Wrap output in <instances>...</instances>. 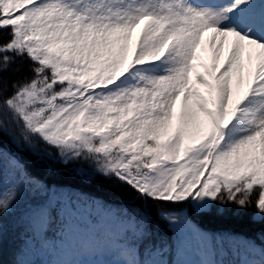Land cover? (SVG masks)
I'll return each instance as SVG.
<instances>
[{
	"label": "rangeland",
	"instance_id": "obj_1",
	"mask_svg": "<svg viewBox=\"0 0 264 264\" xmlns=\"http://www.w3.org/2000/svg\"><path fill=\"white\" fill-rule=\"evenodd\" d=\"M194 1L188 0L203 11L197 23L194 10L180 0H9L6 13L19 33L33 30L29 42L46 48L43 61L83 90L100 84L109 104L106 125L123 126L127 144L136 147L143 132L162 134L165 144L140 179L143 188L166 197L197 190L193 202L204 208L207 183L215 177L264 180V74L255 76L258 56L246 54V41L238 40V52L230 39L235 24L264 36V0ZM238 6L245 12L235 18ZM181 33H191L192 42L179 70L174 37ZM222 39L225 46L215 49ZM85 96L48 120L43 134L52 143L71 145L83 132ZM90 126L99 129L97 123ZM214 139L215 156L198 185ZM55 200L63 229L43 254L45 264H169L158 249L139 255L130 243L138 228L132 216L68 189ZM187 235L174 263L210 264L194 231Z\"/></svg>",
	"mask_w": 264,
	"mask_h": 264
},
{
	"label": "trees",
	"instance_id": "obj_2",
	"mask_svg": "<svg viewBox=\"0 0 264 264\" xmlns=\"http://www.w3.org/2000/svg\"><path fill=\"white\" fill-rule=\"evenodd\" d=\"M8 5L9 0H0V264H45L43 254L63 229L55 200L63 189L132 216L138 228L130 243L140 256L158 249L175 264L192 230L202 251H209L210 264H264V180L215 177L207 183L204 208L193 202L197 190L166 197L143 188L139 181L165 144L162 134L143 132L136 147L127 144L123 126L106 125L109 104L100 84L83 90L54 63L43 61L46 48H33L31 28L19 33L8 22ZM82 94L83 132L71 145L52 143L44 126ZM93 123L99 129L90 128Z\"/></svg>",
	"mask_w": 264,
	"mask_h": 264
},
{
	"label": "bare ground",
	"instance_id": "obj_3",
	"mask_svg": "<svg viewBox=\"0 0 264 264\" xmlns=\"http://www.w3.org/2000/svg\"><path fill=\"white\" fill-rule=\"evenodd\" d=\"M180 1L184 6H190V9L194 10V15L197 18V21L195 23H197L203 19V11L201 13V7L202 6L195 7L193 4H190L188 2V0H180ZM204 9H206V8H204ZM233 34H234L235 38L231 37L230 39L232 40L231 42H233V40H236L237 43L236 44L233 43V44H234L235 49H237L238 52H239V46H240L238 40L243 39L246 41V44L249 46V51L246 52V54H248V56H251V55L258 56V59L255 62L256 66H257L255 76L261 77V75L264 74V36L263 37H256L251 33V31H249L247 26H245V25L237 26L236 24H235V29H233ZM253 37H255V39ZM174 39H175V42L178 43V47L176 46V48L174 50L176 52V56H177L176 60H174L175 67L178 68L179 70H181L182 65H183V61H184V56L187 53L189 48L191 50L192 34L191 33L175 34ZM225 44H226V42L222 39V40L218 41V44L215 46V49L220 50L221 48H223L225 46ZM151 46H153V44H150L148 46V48H149L148 51L150 53H153L155 49H154V47H151ZM215 49H214V51H215ZM155 65H156V63L151 64L150 67H153ZM140 68L145 69V68H147V66L142 65Z\"/></svg>",
	"mask_w": 264,
	"mask_h": 264
}]
</instances>
